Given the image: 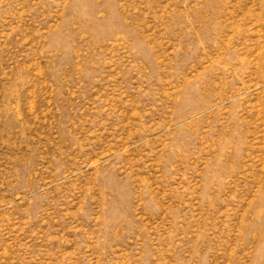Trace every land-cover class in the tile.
Returning a JSON list of instances; mask_svg holds the SVG:
<instances>
[{"label":"rangeland","instance_id":"1","mask_svg":"<svg viewBox=\"0 0 264 264\" xmlns=\"http://www.w3.org/2000/svg\"><path fill=\"white\" fill-rule=\"evenodd\" d=\"M0 264H264V0H0Z\"/></svg>","mask_w":264,"mask_h":264}]
</instances>
